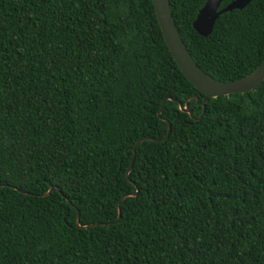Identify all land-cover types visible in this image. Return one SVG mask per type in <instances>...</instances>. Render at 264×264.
Instances as JSON below:
<instances>
[{
	"label": "trees",
	"instance_id": "1",
	"mask_svg": "<svg viewBox=\"0 0 264 264\" xmlns=\"http://www.w3.org/2000/svg\"><path fill=\"white\" fill-rule=\"evenodd\" d=\"M204 3L169 0L193 61L253 72L264 0ZM202 99L152 0H0V264H264V83Z\"/></svg>",
	"mask_w": 264,
	"mask_h": 264
},
{
	"label": "water",
	"instance_id": "2",
	"mask_svg": "<svg viewBox=\"0 0 264 264\" xmlns=\"http://www.w3.org/2000/svg\"><path fill=\"white\" fill-rule=\"evenodd\" d=\"M252 1L253 0H234L223 9L219 10L222 0H205L204 5L198 11L192 23V27L194 31L201 37H208L213 30L216 20L221 14L229 13L234 10H242ZM152 4L161 34L163 36L164 42L168 48L169 53L171 54L178 69L181 71L187 81L203 95L202 115L204 114V107L207 99L226 97L233 94L249 93L257 89L262 83H264V60L250 74L238 80L227 83L217 81L202 72V70L196 65V63L191 58L190 54L188 53L186 47L184 46L180 38V35L172 18L169 0H152ZM163 106L164 102L162 103V106L157 114L159 118ZM179 109L181 112L188 114L193 121H198L201 118V116L198 118H194L191 110L186 109L181 104H179ZM170 131L171 127L168 123L167 135L162 140H165L169 137ZM145 141L154 140L151 138H144L139 140L132 150L133 159L135 156L136 146ZM132 164L133 160L131 162L130 169L132 168ZM52 189L53 188L49 189V191L43 196L48 195ZM136 193L134 195H126L123 198L135 196ZM119 217L120 213L118 214V218ZM78 219L79 217H77L76 223L79 226Z\"/></svg>",
	"mask_w": 264,
	"mask_h": 264
}]
</instances>
